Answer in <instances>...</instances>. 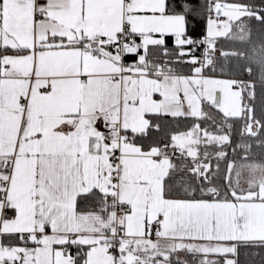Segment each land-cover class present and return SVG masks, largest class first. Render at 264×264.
<instances>
[{"label": "snow or ice", "instance_id": "1", "mask_svg": "<svg viewBox=\"0 0 264 264\" xmlns=\"http://www.w3.org/2000/svg\"><path fill=\"white\" fill-rule=\"evenodd\" d=\"M252 249L264 0H0V264Z\"/></svg>", "mask_w": 264, "mask_h": 264}, {"label": "trees", "instance_id": "2", "mask_svg": "<svg viewBox=\"0 0 264 264\" xmlns=\"http://www.w3.org/2000/svg\"><path fill=\"white\" fill-rule=\"evenodd\" d=\"M258 26H254V39L257 38ZM250 252H259V255H246L241 253V264H264V250L252 249Z\"/></svg>", "mask_w": 264, "mask_h": 264}]
</instances>
